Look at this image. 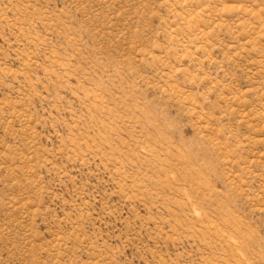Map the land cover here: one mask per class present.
Wrapping results in <instances>:
<instances>
[{
    "label": "rangeland",
    "instance_id": "rangeland-1",
    "mask_svg": "<svg viewBox=\"0 0 264 264\" xmlns=\"http://www.w3.org/2000/svg\"><path fill=\"white\" fill-rule=\"evenodd\" d=\"M0 264H264V0H0Z\"/></svg>",
    "mask_w": 264,
    "mask_h": 264
}]
</instances>
